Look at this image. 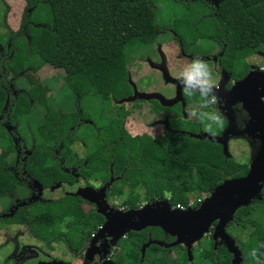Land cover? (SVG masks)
Instances as JSON below:
<instances>
[{
	"label": "trees",
	"instance_id": "1",
	"mask_svg": "<svg viewBox=\"0 0 264 264\" xmlns=\"http://www.w3.org/2000/svg\"><path fill=\"white\" fill-rule=\"evenodd\" d=\"M23 1L25 7L17 31L8 30L6 41L0 42V176L14 174V181L20 186L22 165L42 150L54 162L53 170L58 176L78 177L91 186L89 182H100L113 196H120L123 189H128L123 206L135 207L139 201L135 191L141 188L147 201L169 200L171 207H186L189 192L209 195L222 184L221 174L230 160L217 140L186 133L199 132L190 124L183 129L185 133L166 131L157 138L133 137L124 128L122 119H104L99 124L97 114L92 117L83 108V103L100 104L106 94L115 99L128 94L126 72L134 61L132 49L153 48L157 37L167 31L155 23V0ZM176 2L182 3L185 10L169 30L178 36L186 54L198 40H210L222 48L221 61L227 63L229 70L260 53L264 0ZM36 65L61 70L64 82L79 100L75 114L46 107L42 123L34 131L29 129L30 138L25 139L21 125L44 92L21 90L18 81ZM88 118L93 127L101 126L97 128L99 135L94 143L100 149L99 154L94 155L96 171L71 149L74 142L85 141L84 135L91 133L77 134L84 126L82 121ZM4 186L0 182V197L7 195L8 189ZM260 201L264 204V188ZM74 202L72 197L59 203L35 202L33 209L39 235H53L48 229L56 223V217L64 214L73 217L71 225L94 230V224L84 223ZM7 213V210L0 212V222L23 223L21 208L13 216ZM254 213L251 206L242 207L229 223L241 230L254 228L248 243L227 233L225 227L224 247L214 251L210 243L200 258L211 264H264V230L252 219ZM153 238H156L154 234ZM143 241V237L139 238V243L129 246L130 256L123 264H156L148 261V256L140 259L139 248ZM68 245L71 249H81V244ZM176 246L166 248L182 256ZM156 250L151 246L146 255L152 258Z\"/></svg>",
	"mask_w": 264,
	"mask_h": 264
},
{
	"label": "rangeland",
	"instance_id": "2",
	"mask_svg": "<svg viewBox=\"0 0 264 264\" xmlns=\"http://www.w3.org/2000/svg\"><path fill=\"white\" fill-rule=\"evenodd\" d=\"M176 1L177 0L154 1L153 9L155 13V23L160 28H166L167 31L157 37L153 48L148 50L132 49L131 56L134 61L129 64L126 72L125 85L127 86L128 94H125L120 99H115L112 95L106 94V97H103L101 103L97 105H94L93 102H88L86 105L83 103L84 110L90 113L92 117H94L93 114H97L98 118H96V121L99 124L103 122L104 119L119 118L122 119L123 126L126 131L133 137L147 135L152 138H157L162 136L163 128L159 123V117H151L150 110L152 108V102L157 100L160 101L162 106L160 108L167 110L168 112H172L174 110L176 113L173 117L169 118L168 127L170 130L176 129L185 133L186 131H183V129L190 124L194 127V129L196 128L199 130L202 128L206 136L211 135L216 137L212 134V132L214 129H217V123H220L221 114H223L221 107H217L222 106V101L220 99L212 96L215 103H211V110L208 112L201 111L200 108L195 107L194 105L184 106L182 109L183 111L176 110L175 108L176 104L182 103L183 101L180 94H177L175 97L176 88L173 85L180 84V80L189 81L187 79L188 74L194 71V65L198 62H189V59L181 54L180 44L177 42L176 35L169 30L173 21L185 10L183 4ZM24 7L25 4L23 0H0V42L4 43L6 41L8 30L13 32L17 31ZM192 38L193 37H188L189 40ZM259 42L260 53L251 55L250 57L238 62L236 66L233 68L230 67L229 70L226 69L227 65L223 64L226 73L229 75V83L234 85L233 82L236 83V79L243 76L246 71H264V34L259 38ZM157 44L163 47L160 51L163 49L164 53L162 54L165 57L158 67L153 64V62H158L159 60L155 54V46ZM190 51L199 55L205 54L207 56H213L217 51V46L210 40H198L194 44V47H191ZM203 62L208 65L213 85H215L220 80V75L216 72L217 66L210 61ZM171 79L177 80V82L174 83ZM18 88L21 90L35 89L44 92L38 98L37 105L33 108L32 113L21 125V129H24L22 136L25 139H27L26 137L30 138L29 129L34 131V128L42 123L46 107L49 106L53 109H59L64 114H75L77 112L76 103L79 99L64 82V73L61 70H56L49 66L36 65L34 70L27 72L24 79L18 81ZM186 89H188V91L184 90L183 92L186 100H190V98L198 96L192 89L187 88V86ZM237 102L241 104V102ZM241 106L247 115V119L245 121L241 120L240 124H234V134L227 135L230 129V126H227L224 133L221 135V137L224 135L228 136L226 157L230 160V163L227 165L225 171L221 174L223 181L245 176L251 166V163L258 154L261 144L259 140L252 137L247 132L246 127L250 122V116L242 104ZM217 110L219 113L216 112ZM82 123L84 124L83 127L86 128H80L77 134L81 136L87 131H90L91 133H85V141L78 142V140L74 142L71 145V149L79 155L80 158L87 162L89 168L96 171L98 166L94 155L99 154L98 152L100 149L94 143L99 135L97 128L101 126H96L97 128L93 127L91 124L92 120L90 118L83 120ZM91 128H94V130L91 131ZM186 133L192 136H198L199 134H192L189 131ZM109 140L111 139H105V141ZM54 168V162L50 160L48 154L42 150H39L35 157H31L27 163L25 162V170L32 183L34 182L43 190L48 191L49 200L57 198V194L61 192L60 189L63 185H66L65 191H68L73 185L75 186L74 188L77 186L76 182L70 177L62 175L58 176L56 172H54ZM42 170L44 171L42 172ZM0 182L7 187L6 189H8L7 195L0 197L1 212L9 204V197L22 198L27 195V190L19 187L15 183L11 174L0 176ZM90 183L93 184V187L91 188L97 192V194H100L99 192L101 189H99V183ZM82 189H85V187ZM34 193L37 196L38 191L35 190ZM135 193L139 196V201L135 205L136 210L146 207L147 202L145 200L144 190L139 188L135 191ZM128 195V189H123V194L120 196H113L109 191H105L106 201L103 205L119 212L126 213L127 211L124 212L122 210V204L127 200ZM187 196L189 199L188 205H190V209H197L205 199L210 197V194L207 195L189 192ZM260 200L261 199L258 197L252 199L249 206H251L255 211L252 219L256 220L264 230V204L261 205ZM128 207L129 206H127V208ZM20 230L21 228H18L17 226L12 227L10 225L0 223V264H4L5 261H9L6 259L7 245L5 241L7 240L8 243L10 240L8 236L14 237L15 232H19ZM229 231L232 235L237 236L243 243L246 244L249 242L250 236L254 232V228L248 227L246 230H241L237 226L233 225L230 227ZM206 235L209 237V232H207ZM206 239L207 240L204 242H209L211 237ZM30 242L32 241L30 240ZM196 243L197 241L192 243V245H195ZM184 244L182 245L184 246ZM195 246L198 248L195 264H211L210 261L199 257L203 249L199 248V245ZM204 247L205 245H202V248ZM57 249L59 252H57L59 258L69 261L71 260L70 257L66 258V256L60 255L61 251L59 250L63 249L62 246H58ZM115 251L116 248L113 247L110 254H114ZM176 253H170L169 259L172 260ZM190 259L191 252L189 255V260ZM77 264H83V261H77ZM190 264H192V262H190Z\"/></svg>",
	"mask_w": 264,
	"mask_h": 264
},
{
	"label": "flooded vegetation",
	"instance_id": "3",
	"mask_svg": "<svg viewBox=\"0 0 264 264\" xmlns=\"http://www.w3.org/2000/svg\"><path fill=\"white\" fill-rule=\"evenodd\" d=\"M177 42L180 44V39L178 36H176ZM216 44V43H215ZM217 51L215 55L213 56H207L205 54H196L190 53L186 54L180 47L181 54L186 56L189 59V62L195 63L198 61V59L202 61H210L214 65H216L217 73L220 75V80L213 85L214 88H220V85L222 81L226 79V83L224 84V90L229 91L233 85L229 83V75L226 73L223 64H226V62L221 61L222 57V48L217 45ZM194 47V45H193ZM155 54L156 57L159 59L158 62H153L154 66L158 67V65L165 59L164 55L162 54L161 46L157 44L155 46ZM194 59H197L194 61ZM251 71L245 72L241 78L236 79V83L246 77L248 73ZM225 73V74H224ZM195 82V81H193ZM196 84L204 88L200 83L196 82ZM233 84H235L233 82ZM173 85V84H172ZM176 88V95L180 93V96L182 97V103H178L175 105L176 110L183 111V107L186 105H194L195 107H198L201 109V111H210L211 110V103L214 102L212 99V96L210 93L205 95L200 90L192 89L196 95L195 97H192L189 99H185L183 92L186 89V85L184 84H175L173 85ZM174 97V96H173ZM172 97V98H173ZM215 97V96H213ZM170 98V99H172ZM217 98V97H216ZM174 99V98H173ZM217 99H220L222 101V106H216L221 107V110L224 114H221V120L218 124L217 122V129H214L212 134L216 137H221V135L224 133L227 126H230V129L228 131L229 135L235 133L234 124H240L241 120L245 121L247 119V115L242 109V106L240 103L236 102L234 105L231 106V110L233 112L234 116V124L230 125V118H228L223 110L224 107V100L218 97ZM215 103V102H214ZM160 101H153L152 102V108L151 110V117H159V123L162 126V136H164L165 132H181L179 130L169 129V118L173 117L176 113L173 110L172 112H168L167 110H164L162 108ZM219 113V111H216ZM228 124V125H227ZM248 125V124H247ZM248 127V126H247ZM246 127V129H247ZM199 134L198 136L205 137V132L200 128L198 130ZM220 131V132H219ZM248 132V130H247ZM190 135V134H189ZM192 136V135H191ZM221 145V144H220ZM222 149L223 146L221 145ZM18 166V164H16ZM23 169L20 172L22 175L21 181L22 184L19 186L21 188H24L27 190V195L20 197H9L10 199L9 204L3 209L7 210V216H13V214L19 209H22L23 223H15V222H0L1 224H7L12 227L17 226L18 228H21V230L18 232H15L14 237H9V241L6 245V259L9 261H5L4 264H77L78 262L83 261V264H123V261H127L130 256L129 246L133 243H139V238L144 239L143 242L140 243L139 253H140V259L143 260L145 256H148V261H154L156 264H195L196 255H197V246L199 245V248L203 249L201 251V254L205 249H208L210 246V243L213 245L214 251H217L219 247H224L225 243L222 239L223 236L215 235L216 226L218 224V221H215L211 224L209 228V237H211V240L209 242L206 241L209 237L207 235H204L199 242L195 245H192L191 247V259L189 260V254H188V247L186 244L181 243L177 245L178 252L182 254V256L178 255L177 251H170V249L166 248L167 245L171 246V244L176 242V238L169 233L165 232L160 227H144L140 231H128L124 236H122L119 240H116L117 234L113 232H107L104 227L107 222V218L103 213L99 212L97 203H101V195L97 194V192H87L85 196H88L91 198L92 201L85 200L81 195H77L80 191H82V188L86 187H93L89 185L87 182H85L83 179H80L78 177H70L76 182V188L75 186H71V188L68 191H65L66 185H63V187L60 189L61 192L57 194V198L54 200L48 199V191L43 190L41 187L37 186L34 182L32 183L31 179L29 178L28 174L25 170V164L22 165ZM56 167V166H55ZM249 171V170H248ZM248 173V172H247ZM11 174V173H9ZM13 178L15 179V175L11 174ZM247 174H245L246 176ZM24 176V177H23ZM243 176V177H245ZM242 178V177H240ZM90 183V182H89ZM102 186L99 182V189H101ZM105 188V187H104ZM35 190L38 191V194L34 193ZM66 197H72L75 198L76 206L80 209L83 217H84V223L94 224L95 229H89V227H75L71 225L72 222H74L73 217L68 215H62L60 217H56V223H54L50 228L48 229V232H50L51 236H40L39 233L36 231L37 222L36 218L34 217V209L33 204L35 202H57L64 201V198ZM147 205H152L155 202L147 201ZM144 208V207H143ZM143 208L139 210H143ZM173 207L170 206L171 210ZM2 210V211H3ZM122 210L125 211H132L136 210L135 207H128L123 206ZM181 211V210H179ZM95 222H98L95 223ZM230 224L226 226L227 233H230ZM49 233V234H50ZM153 234L156 236V238H153ZM207 234V233H206ZM12 235V233H11ZM142 235V236H140ZM7 236V235H6ZM28 237V238H27ZM170 238H173L170 240ZM30 240L32 242H30ZM24 241V242H23ZM28 242V243H27ZM11 243V244H10ZM75 245V244H81V249H71L68 245ZM184 244V246L182 245ZM13 245V247H12ZM23 245V246H22ZM202 245H205L204 248H202ZM58 246H62L63 249H60L61 256H66V258L70 257L71 260H64L63 258H59L57 255ZM151 246H154L157 248L156 252L153 253V257H150V254L146 255V252L150 249ZM113 247L116 248L115 253H111V250ZM153 251V250H152ZM175 252V256L172 260L169 259V254ZM59 253V252H58ZM142 253L144 254L142 256ZM200 254V255H201ZM183 256L186 258V260L183 258ZM125 257V259H123ZM200 257V256H199ZM202 259V258H201ZM152 263V262H151ZM149 264V262H148Z\"/></svg>",
	"mask_w": 264,
	"mask_h": 264
},
{
	"label": "water",
	"instance_id": "4",
	"mask_svg": "<svg viewBox=\"0 0 264 264\" xmlns=\"http://www.w3.org/2000/svg\"><path fill=\"white\" fill-rule=\"evenodd\" d=\"M226 79L225 77L219 89L212 87L211 90L201 88L192 81L180 80V82L192 89L200 90L202 93L207 92L223 99L225 104L223 110L230 118V125L234 124L231 106L237 101L241 102L249 113L248 133L259 140L261 144L247 175L223 181L197 209L185 211L171 210L168 200H164L156 201L154 204L144 207L143 210L119 212L103 205L106 201L105 191L107 188L102 187L99 192L102 203H97V206L99 212L105 213L107 218L104 229L107 232L116 233V240L130 230L140 231L149 226L160 227L176 238V242L170 247L185 243L190 255L192 243L201 240L213 222L218 221L215 235L223 236L225 227L233 221V216L238 209L249 206L251 200L256 197L261 199V191L264 188V71H251L246 77L235 83L229 91L224 90ZM171 81L177 82L174 79ZM227 135L229 134L227 133ZM227 135L223 137L205 135V137L217 140L223 146V153L226 156ZM89 190L95 192L91 187H86L77 195L92 201L91 198L85 196Z\"/></svg>",
	"mask_w": 264,
	"mask_h": 264
},
{
	"label": "clouds",
	"instance_id": "5",
	"mask_svg": "<svg viewBox=\"0 0 264 264\" xmlns=\"http://www.w3.org/2000/svg\"><path fill=\"white\" fill-rule=\"evenodd\" d=\"M189 81H197L205 89H212L213 81L211 79V73L208 65L202 60L198 59V62L194 65V71L188 74ZM205 95L208 93L205 92ZM210 130V129H209Z\"/></svg>",
	"mask_w": 264,
	"mask_h": 264
},
{
	"label": "built area",
	"instance_id": "6",
	"mask_svg": "<svg viewBox=\"0 0 264 264\" xmlns=\"http://www.w3.org/2000/svg\"><path fill=\"white\" fill-rule=\"evenodd\" d=\"M169 202V200H168ZM172 209L174 210H181V211H185L187 209H190V205H187L186 207L185 206H181V205H176L175 207H173Z\"/></svg>",
	"mask_w": 264,
	"mask_h": 264
},
{
	"label": "crops",
	"instance_id": "7",
	"mask_svg": "<svg viewBox=\"0 0 264 264\" xmlns=\"http://www.w3.org/2000/svg\"><path fill=\"white\" fill-rule=\"evenodd\" d=\"M161 48H163V47H161ZM164 51H165V50H164ZM162 53H164V52H163V49H162ZM187 79H188V78H187ZM193 81H195V80H193ZM196 82H197V81H195V83H196Z\"/></svg>",
	"mask_w": 264,
	"mask_h": 264
}]
</instances>
